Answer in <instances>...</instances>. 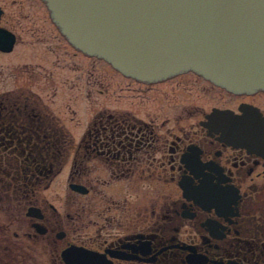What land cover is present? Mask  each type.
Returning <instances> with one entry per match:
<instances>
[{
    "label": "flooded vegetation",
    "instance_id": "flooded-vegetation-1",
    "mask_svg": "<svg viewBox=\"0 0 264 264\" xmlns=\"http://www.w3.org/2000/svg\"><path fill=\"white\" fill-rule=\"evenodd\" d=\"M38 1L0 3L13 38L0 49V264H264V137L234 145L207 125L213 109L249 106L258 129L264 89L236 94L193 72L137 81L71 45ZM185 74L195 81L143 104L137 88ZM105 86L142 104L94 96Z\"/></svg>",
    "mask_w": 264,
    "mask_h": 264
},
{
    "label": "water",
    "instance_id": "water-1",
    "mask_svg": "<svg viewBox=\"0 0 264 264\" xmlns=\"http://www.w3.org/2000/svg\"><path fill=\"white\" fill-rule=\"evenodd\" d=\"M68 42L123 75L154 83L193 72L232 93L264 89V0H42ZM13 38L0 29V49ZM213 109L227 143L264 137L254 107Z\"/></svg>",
    "mask_w": 264,
    "mask_h": 264
},
{
    "label": "rangeland",
    "instance_id": "rangeland-1",
    "mask_svg": "<svg viewBox=\"0 0 264 264\" xmlns=\"http://www.w3.org/2000/svg\"><path fill=\"white\" fill-rule=\"evenodd\" d=\"M0 3L3 4L6 7L7 12L10 13L13 10H15V8L18 6L19 3H40V2L38 0H0ZM24 7L28 9L27 4ZM32 51H35V50L26 49L25 51H22L21 55H22L23 58H25V61H32L33 60V56L28 54V53H30ZM14 57H15V53L11 54L9 56H4V59L2 60V62L4 64L10 65L12 63V59ZM93 63H94L95 69L99 73H100V71L101 72L102 71L105 72L104 70H102L105 67L103 65L102 61H97V62L92 61L91 62V61H87V59L84 60V68H85L84 70L86 71L87 67H92ZM84 80H85V78H84ZM189 81L190 82H192V81L194 82L195 78L192 75H190V74H185V75H181V76L176 77L173 80L169 81V83H171V84H168V85H166L164 83L163 84L161 83V84H156L152 88H149V87L145 88V87L142 86V87H140V89L137 88L136 90H141L139 94H140V97L144 98L145 103H143V104H147L149 106H152L154 103H150L151 102V98H154L155 96H158L155 93H159V89L170 91L172 89V86H176L177 84H181L180 86L184 87V85L187 84ZM185 87H186L185 89H187L189 91H193V93L188 95L190 98L199 99L197 101H204V102L207 100V95L203 94L202 91H200V89L198 88V85H196L193 89H191L187 85ZM101 89L103 90V92H99V91L97 92L95 90L94 96H100V97H103V96H119V97H121V100H127V101L133 100V101H136V102L138 101V103H137L138 105L142 104V101L140 99H132V97H134V95H135V92H132L130 90L119 91L116 88L115 91L113 92V88H110V89L107 90L106 86L105 87H101ZM180 92H182V91L179 88V90H178L179 97L181 95ZM218 94L219 93L217 91H212L208 95L209 98L212 97L211 100H209V104L210 103L213 104L216 101V99L218 98ZM186 95H187V93H186ZM180 99H181V97H180Z\"/></svg>",
    "mask_w": 264,
    "mask_h": 264
}]
</instances>
